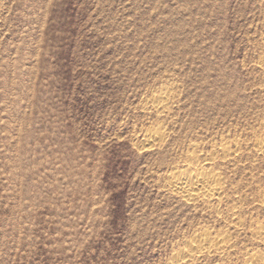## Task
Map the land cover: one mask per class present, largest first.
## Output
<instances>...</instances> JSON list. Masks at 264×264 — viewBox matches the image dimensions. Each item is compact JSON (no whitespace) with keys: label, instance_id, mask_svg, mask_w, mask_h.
<instances>
[{"label":"rangeland","instance_id":"obj_1","mask_svg":"<svg viewBox=\"0 0 264 264\" xmlns=\"http://www.w3.org/2000/svg\"><path fill=\"white\" fill-rule=\"evenodd\" d=\"M259 61L264 0H0V264H169L202 230L230 242L189 264L264 257ZM221 139L222 204H185L165 177Z\"/></svg>","mask_w":264,"mask_h":264},{"label":"bare ground","instance_id":"obj_2","mask_svg":"<svg viewBox=\"0 0 264 264\" xmlns=\"http://www.w3.org/2000/svg\"><path fill=\"white\" fill-rule=\"evenodd\" d=\"M257 65L258 66L256 67L264 66V62L259 61L257 62ZM167 89L160 88L159 90L155 91V93L150 98L146 99V105L150 106V108H152L153 110L155 109V112H164L168 104L172 101L170 93ZM165 115H167V112ZM151 129L153 130H144L146 132V134H144L145 141L148 144H153L158 141L161 142L163 140L164 134V130H162L161 124H157L154 128ZM146 144L145 146H147ZM254 146L258 152L264 155V127L259 131L254 141ZM197 147L198 146L196 144L189 145L190 150L185 155V159H187L190 164L185 170H175L169 173L167 177H165V185L170 192H172L174 195H177L179 200H183L185 204H195L196 202H198L207 204L211 207V205L213 204H220L223 199L221 195H223L222 191L224 181L213 169L214 163H216L215 159L221 156L220 160H232L235 155L237 157V154L240 152L241 148L239 146L238 140L235 139H221L219 142L212 146L211 151L207 152L206 154L204 153V155H201ZM198 152L200 154H198ZM202 164L205 166H203ZM262 205L264 206V199L262 201ZM231 212L232 215L235 216L234 208H231ZM232 221H235L236 224H239V219L236 217ZM252 235L254 236V239L263 241L264 225H261L255 231H253ZM228 242H230L229 238L223 233L212 234L208 231H199L190 239L186 240V246L184 249L178 250L174 253L171 261H169V264L194 263L203 258L207 259L208 255L217 251H221L224 254L222 250ZM245 264H264V257L257 254H252L247 258Z\"/></svg>","mask_w":264,"mask_h":264}]
</instances>
